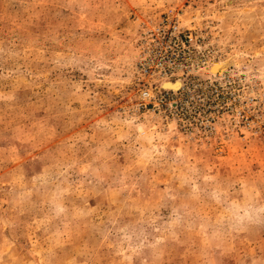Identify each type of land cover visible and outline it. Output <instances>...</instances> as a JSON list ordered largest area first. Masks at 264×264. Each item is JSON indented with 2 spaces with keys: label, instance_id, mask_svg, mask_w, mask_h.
<instances>
[{
  "label": "rangeland",
  "instance_id": "374dc122",
  "mask_svg": "<svg viewBox=\"0 0 264 264\" xmlns=\"http://www.w3.org/2000/svg\"><path fill=\"white\" fill-rule=\"evenodd\" d=\"M0 264H264V0H0Z\"/></svg>",
  "mask_w": 264,
  "mask_h": 264
},
{
  "label": "built area",
  "instance_id": "2783aa9c",
  "mask_svg": "<svg viewBox=\"0 0 264 264\" xmlns=\"http://www.w3.org/2000/svg\"><path fill=\"white\" fill-rule=\"evenodd\" d=\"M163 26H159L157 31L161 34V39L158 40L157 44H152L147 49L143 60L140 62L141 72L145 75H169L173 73V65L175 62H172L170 58H166V56L160 54L157 50L159 44L163 42V44L167 41V38L174 34L178 25L176 23H172L166 26V23L162 24ZM170 30V31H169ZM178 38V36H176ZM170 90L165 89V93L167 94ZM144 97H151L153 92L148 88L142 91Z\"/></svg>",
  "mask_w": 264,
  "mask_h": 264
},
{
  "label": "bare ground",
  "instance_id": "6f19581e",
  "mask_svg": "<svg viewBox=\"0 0 264 264\" xmlns=\"http://www.w3.org/2000/svg\"><path fill=\"white\" fill-rule=\"evenodd\" d=\"M232 58H229L228 60H223L220 62H216L211 66V71L214 72H222L227 67H229L232 64ZM210 69V68H209ZM182 82L180 80L176 82H166L165 86L172 87V88H179L181 86Z\"/></svg>",
  "mask_w": 264,
  "mask_h": 264
}]
</instances>
